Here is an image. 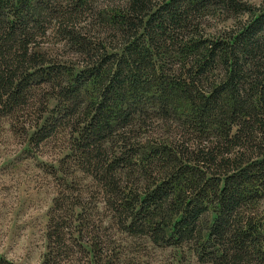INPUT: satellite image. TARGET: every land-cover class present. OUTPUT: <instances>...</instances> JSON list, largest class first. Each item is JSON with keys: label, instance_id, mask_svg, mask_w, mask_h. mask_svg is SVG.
<instances>
[{"label": "trees", "instance_id": "trees-1", "mask_svg": "<svg viewBox=\"0 0 264 264\" xmlns=\"http://www.w3.org/2000/svg\"><path fill=\"white\" fill-rule=\"evenodd\" d=\"M1 114L65 152L40 264H264V0H0Z\"/></svg>", "mask_w": 264, "mask_h": 264}, {"label": "rangeland", "instance_id": "rangeland-1", "mask_svg": "<svg viewBox=\"0 0 264 264\" xmlns=\"http://www.w3.org/2000/svg\"><path fill=\"white\" fill-rule=\"evenodd\" d=\"M250 1L258 6L261 0ZM61 53L65 52L60 48L57 55ZM55 104L51 100L49 108ZM43 107L38 104L33 126ZM48 114H43L44 118ZM36 132L0 115V256L14 264L42 262L48 211L58 191L53 174L65 153L59 141L35 146ZM104 235L110 245L111 264H200L187 246L157 247L147 238H132L112 228Z\"/></svg>", "mask_w": 264, "mask_h": 264}]
</instances>
